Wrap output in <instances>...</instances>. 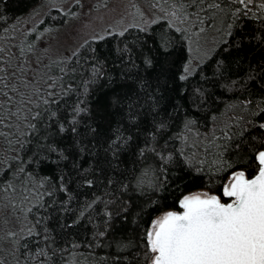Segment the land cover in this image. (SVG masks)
Here are the masks:
<instances>
[{
    "label": "snow or ice",
    "instance_id": "snow-or-ice-1",
    "mask_svg": "<svg viewBox=\"0 0 264 264\" xmlns=\"http://www.w3.org/2000/svg\"><path fill=\"white\" fill-rule=\"evenodd\" d=\"M84 8L0 17V264H264V0Z\"/></svg>",
    "mask_w": 264,
    "mask_h": 264
},
{
    "label": "trees",
    "instance_id": "trees-1",
    "mask_svg": "<svg viewBox=\"0 0 264 264\" xmlns=\"http://www.w3.org/2000/svg\"><path fill=\"white\" fill-rule=\"evenodd\" d=\"M38 2L39 0H0V17L10 16L11 19L7 20V25H9L18 16L25 13L28 9L36 5ZM48 19L50 20L51 18L49 17ZM5 26L6 25L0 24V32ZM233 40H235V37H233ZM241 55L244 57V66L241 68L240 71L241 75L248 70L247 63L249 60L254 65L260 64L262 67H264V64H261V61H264V48L251 47L246 44L244 46V50L241 51ZM217 94L220 93L218 92ZM185 99H187V97ZM80 250L86 251V249Z\"/></svg>",
    "mask_w": 264,
    "mask_h": 264
},
{
    "label": "rangeland",
    "instance_id": "rangeland-1",
    "mask_svg": "<svg viewBox=\"0 0 264 264\" xmlns=\"http://www.w3.org/2000/svg\"><path fill=\"white\" fill-rule=\"evenodd\" d=\"M45 2V0H39V2L36 4V5H39V4H42V3H44ZM71 2V0H65V3L67 4V3H70ZM97 2H99V3H101V4H103V3H107V5H108V8L109 9H111V8H113V7H115V6H117V5H122L123 3H125V0H83V3H84V5H85V8H84V11L85 12H87V10H88V6L89 5H91V4H94V3H97ZM36 5H34L33 7H31L30 9H28L25 13H23L22 15H20V16H18V17H22V16H24V15H26L32 8H34V7H36ZM99 11L100 12H103V13H106V9H104V8H101V9H99ZM41 15H42V10H41V13H40ZM17 17V18H18ZM16 18V19H17ZM39 18V16H37V17H33L32 18V20H29L26 24H25V22L23 21V20H21L20 21V25L21 26H23V27H32L33 26V21L35 20V19H38ZM51 18V17H50ZM15 19V20H16ZM14 20V21H15ZM13 21V22H14ZM13 22H11L9 25H12L13 24ZM77 23H79V21H73L72 22V24L70 25V26H67L66 27V30H65V33L64 34H62L61 35V37H60V39H61V41L62 42H64L65 44H67V45H70V44H72V42H73V33H72V31H71V29L72 28H74L75 27V25L77 24ZM43 25H37V27H42ZM0 36H2V31L0 32ZM33 39H35V37L33 36ZM41 47H43V42H41ZM0 227H2V224H0ZM2 245H0V251H2Z\"/></svg>",
    "mask_w": 264,
    "mask_h": 264
}]
</instances>
